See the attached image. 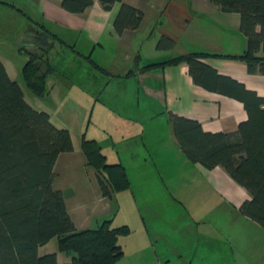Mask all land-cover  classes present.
Returning <instances> with one entry per match:
<instances>
[{
  "label": "rangeland",
  "instance_id": "374dc122",
  "mask_svg": "<svg viewBox=\"0 0 264 264\" xmlns=\"http://www.w3.org/2000/svg\"><path fill=\"white\" fill-rule=\"evenodd\" d=\"M12 3L18 2L0 1V59L10 77L19 82L26 102L49 113L57 127L71 133L74 153L59 157L53 186L69 197L80 230L98 228L105 220L112 227L128 226L129 235L121 237L125 254L119 264H264V227L240 211L237 202L242 193L229 176L195 167L182 153L168 121L161 128L158 121L142 119L144 125L137 126L109 110L106 100L115 101L117 92L132 83L110 84L109 77L86 57L58 44L46 94L37 95L27 86L23 67L28 56L20 48L32 43L26 34L32 23ZM208 15L197 25L213 28L222 23L216 14ZM225 16L223 25L237 29V19L230 16L239 21V15ZM92 58L107 59L108 65L116 60L99 49ZM95 76L103 81L101 86L96 85ZM132 92L127 102L137 107V91ZM139 100L146 104L143 97ZM84 138L104 144L108 163L121 161L129 187L113 191L112 198L102 196L97 171L83 154ZM54 252L61 254L62 261L71 259L59 252L57 238L43 246L40 255Z\"/></svg>",
  "mask_w": 264,
  "mask_h": 264
},
{
  "label": "trees",
  "instance_id": "16d2710c",
  "mask_svg": "<svg viewBox=\"0 0 264 264\" xmlns=\"http://www.w3.org/2000/svg\"><path fill=\"white\" fill-rule=\"evenodd\" d=\"M99 1L106 10L121 3L114 20L116 34L139 29L144 19L142 10L124 0ZM210 1L224 13L240 15V31L247 40L242 54L222 56L246 61L251 72L264 75V0ZM93 4L94 0H62L61 5L71 13H83ZM33 28L27 32L32 42L27 44L29 48H20L28 56L23 76L33 92L44 96L47 77L55 70L54 55L58 52L55 42L81 52L45 28L43 32ZM174 47L175 42L166 36L157 43L159 50ZM212 56L215 55H180L149 63L141 71L184 62L197 85L244 104L248 119L235 132H206L199 121L175 113L170 114V120L188 159L208 170L224 168L250 195L239 207L240 211L264 227V96L220 74L205 61ZM87 59L101 68L92 56ZM133 73L131 70L127 75ZM103 148L97 139L84 138L82 143L88 163L97 171L102 195L112 198L113 191L127 188L130 183L125 167L121 163H108ZM72 151L70 131L57 127L49 113L26 102L19 82L10 77L0 59V264H118L124 256L121 237L129 235L128 226L112 227L105 220L98 228L79 230L63 191L53 186L59 156ZM54 238L58 239L59 252L71 257L69 261H60L56 252L40 255V249Z\"/></svg>",
  "mask_w": 264,
  "mask_h": 264
},
{
  "label": "crops",
  "instance_id": "0c3cea01",
  "mask_svg": "<svg viewBox=\"0 0 264 264\" xmlns=\"http://www.w3.org/2000/svg\"><path fill=\"white\" fill-rule=\"evenodd\" d=\"M0 1L6 4L8 2V0ZM16 2H18L17 5L15 3L9 5L26 13L32 23V25L29 24L30 27H34V30L37 27L38 32H43L42 28H45L53 35H57L60 40L63 39L66 44L73 45L81 52V54L76 52L77 55L93 57L94 52L99 49L103 53L116 57L117 61L115 60L113 65H108L107 59L104 61L99 59L100 63L96 61L101 67L97 70L105 77H109L110 84L113 81L117 84L121 83V86L126 85L127 82L132 84L117 92L115 101L110 98L105 104L114 115L127 118L137 123V126L144 125L142 119H146L150 122L162 123V128L163 121L166 120L170 123L169 130L173 131L170 114L175 113L199 121L206 132H235L240 123L248 119V113L241 101L208 91L197 85L187 63L141 71V67L149 63L167 61L180 55L190 53L215 55L205 61L214 66L220 74L230 76L245 84L248 89L257 92L258 95L264 96L263 74L251 72L246 61L222 56L240 55L246 49L247 40L240 31V15L238 14L239 21L238 17L230 16L238 22L237 29L232 30L223 23L225 24L227 19L225 14L235 13L222 12L210 0H124L142 10L144 19L139 29L127 30L122 35L114 31V20L121 3H115L112 9L106 10L99 0H94V4L83 13H71L62 7V0H16ZM208 14H216L223 19L222 23L213 28H210L211 25L200 26V23L197 25L199 19H207ZM162 36L171 38L175 42V47L171 50H159L157 43ZM58 44L60 47L71 49L59 41L55 42V47ZM146 47L148 49L144 51ZM131 70L134 73L127 75ZM93 78L96 80V85L97 83L98 86L102 85L103 81L98 76ZM134 89L139 99L143 97L145 105L142 106V101L139 99L137 107L129 105L127 98L131 96V91L134 92ZM117 102L118 105H116ZM128 113L138 117H129ZM140 117L141 119H138ZM123 135L119 134L122 137ZM102 145L104 146L103 143ZM73 153L74 151L63 154L73 155ZM85 159L87 160L86 156ZM110 163H121V161ZM195 165L202 172L229 176L242 193V198L237 202L238 207L250 197L247 190L236 183L224 168L216 167L208 170L200 164ZM64 195L70 215L80 230L78 220L72 215L69 197L65 193ZM60 255L58 254V257L62 261Z\"/></svg>",
  "mask_w": 264,
  "mask_h": 264
}]
</instances>
